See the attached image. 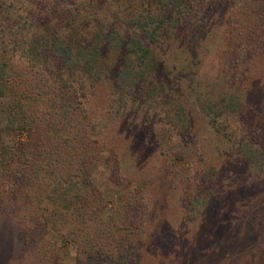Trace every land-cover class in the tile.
Instances as JSON below:
<instances>
[{
	"label": "trees",
	"instance_id": "16d2710c",
	"mask_svg": "<svg viewBox=\"0 0 264 264\" xmlns=\"http://www.w3.org/2000/svg\"><path fill=\"white\" fill-rule=\"evenodd\" d=\"M156 120L264 183V0H0V217L16 264H156L157 159L131 146ZM97 161L124 171L118 205Z\"/></svg>",
	"mask_w": 264,
	"mask_h": 264
},
{
	"label": "rangeland",
	"instance_id": "374dc122",
	"mask_svg": "<svg viewBox=\"0 0 264 264\" xmlns=\"http://www.w3.org/2000/svg\"><path fill=\"white\" fill-rule=\"evenodd\" d=\"M14 60L24 62L18 50L14 52ZM152 129L155 133L143 142L142 149H138L139 143L131 146L139 161L157 159V167L151 169L152 173L155 171L154 184L145 198L149 216L160 222L153 231L149 230L159 233L151 236L155 243L149 241L147 246L149 252L156 254L153 261L156 264H264V183L246 185L243 167L232 164L233 157L222 155L223 150L214 151L212 142L203 148L199 142L181 139L179 133L158 120ZM151 143L153 146L148 148ZM88 166L107 205H118L129 187L117 179L124 171L120 169L119 174L114 172L117 176H111L114 170H107L102 162H91ZM209 169L218 177L212 180L214 174H208ZM193 196L198 198L192 201ZM206 196L210 199L203 207L201 200ZM16 242L17 233L0 217V264H16ZM71 250L69 244L59 250L66 262ZM149 261L143 259L146 264Z\"/></svg>",
	"mask_w": 264,
	"mask_h": 264
}]
</instances>
